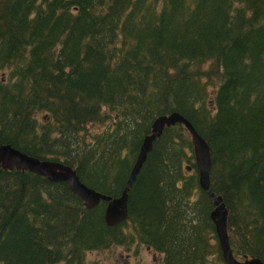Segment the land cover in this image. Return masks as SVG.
<instances>
[{
  "label": "trees",
  "instance_id": "trees-1",
  "mask_svg": "<svg viewBox=\"0 0 264 264\" xmlns=\"http://www.w3.org/2000/svg\"><path fill=\"white\" fill-rule=\"evenodd\" d=\"M172 111L210 144L234 255L264 261V0H0V142L118 196ZM128 205L109 225L106 200L0 163V264H104L87 252L139 243L162 264H227L183 123L154 140Z\"/></svg>",
  "mask_w": 264,
  "mask_h": 264
},
{
  "label": "water",
  "instance_id": "water-1",
  "mask_svg": "<svg viewBox=\"0 0 264 264\" xmlns=\"http://www.w3.org/2000/svg\"><path fill=\"white\" fill-rule=\"evenodd\" d=\"M179 122L183 123L191 133L195 162L199 169L200 184L214 197L216 203L212 216L216 222L218 239L225 261L228 264H264V261L258 256L246 255L245 258L239 259L234 255L227 225L228 209L223 196L220 194L216 195L210 186L212 167L210 144L197 130L192 121L179 111L162 114L155 119L152 132L144 137L126 185L118 196L107 194L89 186L80 179L76 169L64 161L50 158L42 159L13 146L11 143L0 142V163L6 169H27L48 176L52 180L67 181L70 187L83 198L85 205L89 208L94 207L102 199L106 200L105 219L109 225H116L126 220L129 215V189L145 162L149 151L153 149L154 140L163 133L166 126ZM188 169H191L190 165H188Z\"/></svg>",
  "mask_w": 264,
  "mask_h": 264
},
{
  "label": "rangeland",
  "instance_id": "rangeland-1",
  "mask_svg": "<svg viewBox=\"0 0 264 264\" xmlns=\"http://www.w3.org/2000/svg\"><path fill=\"white\" fill-rule=\"evenodd\" d=\"M38 116H41V113H38ZM162 257L161 253L144 243L133 244L130 247L113 244L104 249L87 252L89 262L98 261L104 264H162Z\"/></svg>",
  "mask_w": 264,
  "mask_h": 264
},
{
  "label": "bare ground",
  "instance_id": "bare-ground-1",
  "mask_svg": "<svg viewBox=\"0 0 264 264\" xmlns=\"http://www.w3.org/2000/svg\"><path fill=\"white\" fill-rule=\"evenodd\" d=\"M37 173V172H36ZM43 175V174H42Z\"/></svg>",
  "mask_w": 264,
  "mask_h": 264
}]
</instances>
